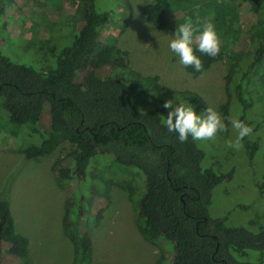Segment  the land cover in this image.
Wrapping results in <instances>:
<instances>
[{
  "label": "trees",
  "instance_id": "obj_1",
  "mask_svg": "<svg viewBox=\"0 0 264 264\" xmlns=\"http://www.w3.org/2000/svg\"><path fill=\"white\" fill-rule=\"evenodd\" d=\"M25 2L38 13L49 5L51 8L45 14L56 15L55 21L65 17L78 21L80 26L73 28L71 42L54 54L51 68L39 70L18 64L0 51L1 146L3 142L9 145L22 130L39 140L20 150L27 158L48 155L60 146L68 147L67 154L53 165L54 176L61 186L83 180L97 155L112 156L117 164L141 171L146 191L139 203L136 227L151 245L158 246L160 239L173 245L169 264H247L235 260V254L245 256L247 251H264V229L252 233L228 226L226 219L210 218L212 192L230 179L232 172L217 174L203 169L204 154L195 141L189 137L181 143L177 133L166 129L163 120L170 109H165L164 103L154 97L162 94L158 78H144L136 72L127 77L128 53L117 46L115 39L109 44L100 40L111 13L98 10L97 0H78L70 15L63 9L62 0ZM5 5L0 0V17ZM261 9L264 0H153L139 7L145 19L158 28L177 30L178 24L189 17L194 22L199 17L201 24L211 21L215 25L220 53L215 58L209 57L194 44V53L203 65L199 72L186 67L194 76L224 60V56L232 62L246 57L248 71L259 68L257 74L261 76L264 71ZM30 15L33 17L34 13ZM32 25L29 28L32 38L39 40L37 51L46 56L44 46L48 41L41 39L46 25L39 26L37 22ZM107 67L112 71L109 75H97V71ZM118 68L122 69V75L112 76ZM256 83L257 80L253 86ZM243 142L249 146L245 138ZM256 148L253 144V149ZM63 230L75 246L72 264H93L89 238L78 235L81 232L70 226L66 216ZM3 245L5 255H12L24 264L28 240L16 232L8 203L0 201V264Z\"/></svg>",
  "mask_w": 264,
  "mask_h": 264
},
{
  "label": "rangeland",
  "instance_id": "obj_2",
  "mask_svg": "<svg viewBox=\"0 0 264 264\" xmlns=\"http://www.w3.org/2000/svg\"><path fill=\"white\" fill-rule=\"evenodd\" d=\"M3 1L6 5L0 17L2 54L12 62L35 69L51 68L54 54L71 42L73 28L79 27V22L65 17L55 21L56 15L45 14L51 8L49 5L38 13L25 0ZM62 1L69 15L78 4V0ZM151 2L97 0L98 10L111 13L100 40L109 44L115 39L117 46L128 53L127 77L136 72L144 78H158L162 94L154 95L157 102L173 100L177 106L183 102L192 106L197 115L211 106L226 124L233 117L252 127V134L245 137L249 146L242 141L240 151L226 146L227 140L235 139L230 124L228 131L218 133L214 141L195 143L204 154L203 169L217 174L232 172L231 178L212 192L210 218L226 219L228 226L258 233L264 229V71L261 76L257 74L259 68L248 71L246 57L232 62L224 56V60L213 63L200 75L190 74L168 46L176 29L158 28L140 12V6ZM30 13H34L33 17ZM34 22L46 25L42 38L39 36L48 41L44 46L46 56L37 51L39 40H33L30 33ZM120 70L111 75L120 77ZM110 72L107 67L97 71V75L107 76ZM38 142L37 137L30 138L22 130L9 145L3 142L1 146L0 142V201L8 203L16 232L28 240L24 264H72L75 246L63 230L64 216L72 228L82 233L78 235L89 238L93 264H157L161 258V264L171 262L173 245L164 239L158 241V246L151 245L136 227L139 203L146 191L141 171L117 164L112 156L97 155L83 180L61 186L53 165L67 154L68 147L60 146L36 158L19 153ZM253 144L257 146L255 150ZM4 249L5 245L2 264H22L14 256L5 255ZM234 258L241 263L264 264V251H247L245 256L235 254Z\"/></svg>",
  "mask_w": 264,
  "mask_h": 264
},
{
  "label": "clouds",
  "instance_id": "obj_3",
  "mask_svg": "<svg viewBox=\"0 0 264 264\" xmlns=\"http://www.w3.org/2000/svg\"><path fill=\"white\" fill-rule=\"evenodd\" d=\"M197 49L215 58L221 49L220 38L211 21L201 24L199 17L194 22L191 17L178 24L174 37L169 42L170 50L179 57L181 65L194 67L196 71H202V61L194 53L193 43ZM165 109H170L163 124L169 132L178 134L181 143L187 142L189 137L193 141H214L217 134L228 131V124L235 133V139L226 141L228 148L240 151L243 148L242 141L249 137L253 129L239 118H228V124L213 107L208 106L203 114L197 115L192 106H186L180 102L177 106L173 100L163 104Z\"/></svg>",
  "mask_w": 264,
  "mask_h": 264
}]
</instances>
